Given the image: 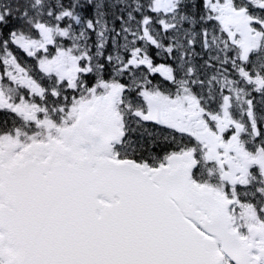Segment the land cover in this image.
I'll use <instances>...</instances> for the list:
<instances>
[{"label":"snow or ice","instance_id":"snow-or-ice-1","mask_svg":"<svg viewBox=\"0 0 264 264\" xmlns=\"http://www.w3.org/2000/svg\"><path fill=\"white\" fill-rule=\"evenodd\" d=\"M0 264H264V0H0Z\"/></svg>","mask_w":264,"mask_h":264}]
</instances>
